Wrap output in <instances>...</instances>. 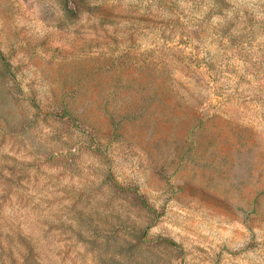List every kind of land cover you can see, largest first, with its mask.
Listing matches in <instances>:
<instances>
[{
    "label": "rangeland",
    "instance_id": "1",
    "mask_svg": "<svg viewBox=\"0 0 264 264\" xmlns=\"http://www.w3.org/2000/svg\"><path fill=\"white\" fill-rule=\"evenodd\" d=\"M0 264H264V0H0Z\"/></svg>",
    "mask_w": 264,
    "mask_h": 264
}]
</instances>
